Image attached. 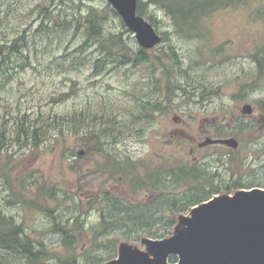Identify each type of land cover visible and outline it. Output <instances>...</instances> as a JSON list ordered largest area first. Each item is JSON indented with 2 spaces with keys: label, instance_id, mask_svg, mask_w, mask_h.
<instances>
[{
  "label": "rangeland",
  "instance_id": "obj_1",
  "mask_svg": "<svg viewBox=\"0 0 264 264\" xmlns=\"http://www.w3.org/2000/svg\"><path fill=\"white\" fill-rule=\"evenodd\" d=\"M140 1L145 4L141 16L165 40L144 49L149 61H110L103 72L94 74L90 62L76 66L64 58L82 42L81 26L61 39L36 29L45 8L53 17L74 16L80 23L89 6L113 8L107 0H0V40L12 39L26 28L27 41L36 44L24 70L12 69V64L5 74L6 65L0 67V131L10 136L11 120L19 113L63 118L38 148L11 143L0 152V214L12 216L27 234L58 254L63 238L52 229V218L44 209L70 227L82 220L86 227L75 231L76 252L86 255L80 256L82 264L112 258L121 243L145 249L141 240L146 235L128 240L111 231L103 241L114 242L113 255L110 247L99 253L86 251L93 237L87 225L99 219L107 193L122 198L130 193L126 181L112 173L110 155L137 162L143 175L167 162H195L221 186L211 196L233 193L236 189L222 186L239 181L245 188L264 186V114L257 106L264 98V71L260 73L255 59L264 53V0H235L223 8L224 2L212 3L196 28L183 30L161 4ZM103 25L107 35L123 31L130 48H141L119 14L109 12ZM17 60L18 65L21 59ZM142 101L158 106L150 118L139 111ZM245 103L253 105L252 114L242 113ZM76 116L82 125L74 132L71 121ZM238 125L246 128L237 131ZM220 137H235L239 146L199 145L205 138ZM51 186L55 197L48 202L39 188ZM145 199V192H139L136 201ZM11 256L0 251V260L26 264Z\"/></svg>",
  "mask_w": 264,
  "mask_h": 264
},
{
  "label": "trees",
  "instance_id": "obj_2",
  "mask_svg": "<svg viewBox=\"0 0 264 264\" xmlns=\"http://www.w3.org/2000/svg\"><path fill=\"white\" fill-rule=\"evenodd\" d=\"M152 1L165 7L170 16L176 21L177 26L182 30L184 27L189 28L191 25L196 28L200 15L210 10V4L225 2V0ZM227 1L225 3L235 0ZM241 1L245 2V0ZM144 5L138 0L136 8L138 15H144ZM205 8L206 10L196 14L199 10L202 11ZM43 12H45V15L41 17V22L36 32H44L46 35L51 33L61 39L66 37L68 30L73 28L75 33L81 26L82 42L74 50L67 51L64 56L67 61L74 63L76 66L90 62L93 73L100 74L110 61L118 62L120 65L130 62L132 65H136L144 60L149 61L148 56H145L144 49L139 48L138 51H134L126 44L123 40V31L115 34L111 33L110 35L106 34L103 23L107 14L111 12L114 16H118L117 12L109 4L108 9L105 10H98L94 6H89L86 14L80 19V23L74 16L64 17V19L59 17V15L53 17L48 13L47 8ZM26 35L27 29L24 28L18 36L9 40H5V37H3L0 40V67L6 65L2 73L6 74L8 71L7 67L12 64L14 65L12 69L18 67L21 70L30 65V51L35 50L36 44L34 42L30 44L26 39ZM94 45H96L94 50L89 54H85ZM93 54L94 56L92 57ZM172 54L175 56L173 58L177 60L173 50ZM262 56L261 58L255 57L260 73L264 71V57ZM89 57H91L92 61ZM17 58L21 59V63L18 65ZM177 88L187 94L185 88ZM257 106L258 110L264 114V98L258 102ZM140 107L139 111H141L142 116L147 118L151 117L152 111L158 110L157 104L149 101H142ZM142 110L145 111L144 114ZM76 119L77 116L71 121L75 125L74 132L77 130V125H82ZM82 119L84 120L85 116H82ZM11 121L10 136H6L4 130L0 131V152L4 148L9 147L11 143L18 146H30L33 149L38 148L49 137L52 129L56 130L59 128L58 125L63 121V118L62 116L47 117L41 112L32 118L28 112H25L23 114L19 113ZM245 128V126L238 125L235 129L238 131ZM7 138L10 141H7ZM109 157L113 159L114 164L112 173L120 175L126 181L130 193L128 197L124 198L113 195L110 192L107 193V202L102 212H100L99 219L87 225L88 229L93 233V237H89V244L86 249L88 254L97 252V250L99 253V250L102 249L105 251L108 247L113 248L114 242L103 241L105 234L111 231L117 232L118 235H123L128 240H137L144 235L152 238L169 236L183 212L209 199L221 187L214 185L213 175L195 162H167L145 171L143 175L140 172L141 166L137 162L128 158L120 160L115 156L110 155ZM252 186L262 185H251L247 188ZM222 187L225 189H238L246 186L239 181L234 186L226 184ZM39 190H41L40 195H43L44 200L51 202L54 199L55 191L52 186L49 188L42 187ZM143 191L146 199L143 202L136 201L138 193ZM19 199H23L21 194ZM44 210L52 218V229L61 233L63 238L61 254L48 250L44 243L27 234L12 216L3 214H0V251H4L6 255H12L11 257L16 260H24L26 264H82L79 259L83 256L86 257V255L76 252L77 240L75 231L82 230L86 225L82 224V220H77L70 227L64 224L63 221L54 220L55 217L51 214V210ZM108 250H111V255H113L114 248ZM105 259H98L94 264H99ZM170 261L175 262L176 257L172 256ZM0 264H13V262L10 258H4L0 260Z\"/></svg>",
  "mask_w": 264,
  "mask_h": 264
},
{
  "label": "water",
  "instance_id": "obj_3",
  "mask_svg": "<svg viewBox=\"0 0 264 264\" xmlns=\"http://www.w3.org/2000/svg\"><path fill=\"white\" fill-rule=\"evenodd\" d=\"M107 2L141 48L160 43L151 23L137 14V0ZM252 109L246 103L241 110L251 114ZM214 143L238 147L235 137L206 138L201 144ZM141 242L145 249L121 243L117 255L102 264H264V188L215 195L180 215L171 236L144 237ZM172 256L175 263L169 261Z\"/></svg>",
  "mask_w": 264,
  "mask_h": 264
},
{
  "label": "flooded vegetation",
  "instance_id": "obj_4",
  "mask_svg": "<svg viewBox=\"0 0 264 264\" xmlns=\"http://www.w3.org/2000/svg\"><path fill=\"white\" fill-rule=\"evenodd\" d=\"M231 4H232V2H230V3H225V2H224L222 5H221V4H219V5H221V8H223V7H226V6H228V5L231 6ZM214 5H215V4H214ZM209 6L211 7V6H213V4H210ZM222 6H223V7H222ZM230 6H229V7H230ZM210 7H209V8H210ZM186 29H187V28H186ZM192 29H194V28H192ZM187 30H188V29H187ZM189 31H191V29H190ZM159 35L161 36V42L164 41V40H165L164 37H163L161 34H159ZM161 42H160L158 45H160ZM158 45H157V46H158ZM249 104H250V103H249ZM251 105H252V104H251ZM220 138H225V137H220ZM238 143H239V142H238ZM199 145H200V146H204V145L201 144V141L199 142ZM216 145H220V146H223V147H225V148L228 147V146H226V145H224V144H220V143H219V144H216ZM190 152L192 153V149L190 150Z\"/></svg>",
  "mask_w": 264,
  "mask_h": 264
}]
</instances>
